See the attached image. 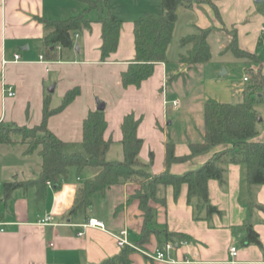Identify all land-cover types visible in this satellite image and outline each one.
<instances>
[{
    "label": "crops",
    "instance_id": "obj_1",
    "mask_svg": "<svg viewBox=\"0 0 264 264\" xmlns=\"http://www.w3.org/2000/svg\"><path fill=\"white\" fill-rule=\"evenodd\" d=\"M147 1L108 0L123 23L118 48L102 60L101 19L106 13L105 5L89 12L91 26L73 34L72 48L58 46L57 56L50 58L45 54V24L42 19L69 18L82 13L87 3L82 0H0V121L36 125L42 119L46 94L51 95L52 107H58L66 91L77 85L80 86V94L49 118V128L62 140L82 141L83 121L90 110L97 108V99H100L106 103L104 111L108 127L104 135L112 139L106 153L108 160L124 157L121 124L129 112L142 118L138 126V135L144 141L140 158L147 147L155 151L152 142L158 139L162 140L165 156V143L169 140L165 135V123L160 118L164 117L173 100H179V105L182 101L181 96L170 101V89L177 84L179 89L182 86L180 92L186 94V86L197 78L200 67L206 63L190 66L179 61L180 54L189 48V45H181L182 37L197 32L200 27L214 26L208 37L212 59V40L218 44L223 57L231 52L225 47L231 39L230 30L235 29L240 47L261 58L260 64L251 65L254 71L262 68L264 1L213 0L219 14L210 3L194 1L192 5L178 9L172 41L167 50L168 59L156 62L153 74L140 86L125 87L122 72L136 56L134 20L161 12L160 0L154 3ZM199 7L205 10L201 14L197 12ZM231 53L233 58L229 59V63L222 60L214 66L216 76L222 66H225L226 72L223 69L218 74L219 78L214 77V85L207 88L204 84L205 88H202L203 110L209 97L231 103L243 99L247 86L244 75L248 71L244 59ZM15 54L19 55L17 59ZM233 59H237L243 69L242 76L235 81L224 78L229 72L227 65L236 63ZM173 75L176 76L171 80ZM7 87H12L16 94L9 95ZM51 87L53 90H50ZM52 92L61 98L57 105L53 104ZM254 106L260 113L254 140L264 141V101L256 102ZM171 123L167 121V124ZM204 127L205 119L198 130H189L173 139L176 155L189 154L190 142L203 139ZM231 144L228 140L206 154L173 162L168 169L182 174L198 168L214 152L223 151ZM21 151L20 145H0V264L100 263L124 249L118 246L112 235V232L123 228L129 230V239L139 244L144 218L139 200L130 199L139 188L134 181L113 185L105 196H98L91 216L102 220L105 228L82 226L85 219L74 220L68 215L78 187L96 174L95 167L86 166L79 173L77 167L72 166L67 179L58 188L49 184L48 193L42 200H37L35 186L16 188L10 197L4 198L5 181L36 178L41 170L39 155H23ZM222 165L225 168L223 178H210L208 184L210 202L219 212L208 214L200 198L194 196L189 199L187 184L182 185L177 197L174 188L167 186L163 190L166 204L153 202L156 215L152 227L158 231H153L148 241L139 245L149 251L163 246L167 241L165 230L183 233L188 238H175V246L168 252L169 260H152L134 250L129 253L131 264H264V183L248 185L244 162L233 163L225 159ZM166 168L165 164L162 170ZM104 203H110L106 212L100 211ZM249 224L258 232L260 242H244ZM182 239H187L188 243H181ZM231 245L238 248L235 257L230 254Z\"/></svg>",
    "mask_w": 264,
    "mask_h": 264
},
{
    "label": "trees",
    "instance_id": "obj_2",
    "mask_svg": "<svg viewBox=\"0 0 264 264\" xmlns=\"http://www.w3.org/2000/svg\"><path fill=\"white\" fill-rule=\"evenodd\" d=\"M87 3L85 10L77 15L65 19L43 18L44 49L48 57H56L57 47L72 48L73 34L83 28L91 26L88 17L90 11L105 5L106 13L102 22L101 58L106 60L118 48L123 20L108 4V0H82ZM194 1H204L212 5L219 14L213 0H160L161 12L157 15L147 14L134 20V36L136 56L129 67L122 72V83L140 86L142 81L150 77L156 62L166 61L167 50L174 32L178 9L180 6H190ZM214 26L200 27L197 32L181 38L182 46L189 45L185 53H181L179 61L182 64L194 66L207 62L212 57L211 45L208 37ZM231 39L225 47L235 56L244 59L246 70L250 74L243 99L237 103L222 102L209 97L204 102L205 127L203 139L190 142L191 152L185 155H176L175 143L167 141L165 164L167 168L157 173L147 170L146 164L140 158L143 138L138 135V126L142 120L134 112L127 113L122 121V145L124 157L121 160H108L106 153L112 139L105 137L108 121L104 109L90 110L83 121V139L80 142L62 140L49 128L51 115L62 111L81 92L80 86L68 89L58 107H52L51 95L46 94L43 100V113L40 123L28 126L16 122L0 121V145H20L23 155L37 154L41 158V170L36 178L27 180H7L4 182V198L11 196L19 187L35 186L37 200H42L48 193V186L59 187L67 179L72 166L77 167L80 173L86 166L97 168L93 177L84 180L78 187L74 204L68 215L76 220H88L95 207V196H105L108 189L117 184L134 181L139 188L130 196L138 199L142 210L144 223L139 244L147 242L153 231L152 222L156 215L153 202L166 204V195L160 192L171 185L175 197L178 196L183 184H187L188 198L197 196L207 207L208 214L219 212L211 204L209 198L210 178L222 179L225 159L233 163L244 162L247 165L246 177L249 186L264 183V141L254 140L257 134L256 124L260 113L254 104L264 101V72L262 68L254 71L252 64H260L261 58L254 52L248 51L239 45L237 32L230 30ZM176 75L171 76V80ZM260 93V94H259ZM230 140L231 146L223 151L214 152L200 167L188 170L182 174L172 173L168 167L176 161H185L197 154H206L222 143ZM153 152H151V159ZM167 241H175L177 237L188 238L180 232L165 230ZM244 242H260L258 232L249 224ZM138 244V245H139ZM162 247V246H161ZM133 247H126L120 253L111 256L100 263L90 264H131L129 253Z\"/></svg>",
    "mask_w": 264,
    "mask_h": 264
},
{
    "label": "rangeland",
    "instance_id": "obj_3",
    "mask_svg": "<svg viewBox=\"0 0 264 264\" xmlns=\"http://www.w3.org/2000/svg\"><path fill=\"white\" fill-rule=\"evenodd\" d=\"M147 2L154 3L155 0H148ZM199 8L200 10L197 11L199 12V14L205 11L203 9L204 7ZM212 49L213 58L207 61L206 63L202 64L197 78H195L191 83H189V85L186 86V94L180 92L182 86H180L179 89V87L177 88V86H179L177 84L176 87L172 86V89H170V94L168 95L169 100L172 101L173 97L181 96L180 99H182V101L181 104L177 107H174L172 105L173 103L169 105V110L165 113L164 117L160 118V121L163 124L165 123V135H168L166 137L169 141L177 139L179 138V136H183L184 132L188 133L189 130H198L200 128V124L202 125L204 123V110L201 102L202 93H204V89L202 88H205L204 84L207 88H209V85H214V77H220L218 74L225 68V66H222L219 71H217L218 73L216 76V73L214 72V66L218 65V62L222 60L228 62L230 58H233L231 57L233 56L231 52L226 53L222 57L218 49V44L214 40H212ZM233 60L236 63H232L233 65H227L229 72L227 75L225 74L224 77L226 79H230L231 81L239 79L243 73V69L238 60ZM52 96L53 104L57 105L61 102V98H57V93L52 92ZM167 121H172V123L167 124ZM152 149H154L155 151L150 150L148 147L144 149L142 153L143 157L141 156V159L146 164L147 170L152 173H155L159 170L164 169L165 167V156L162 140H154L152 142ZM151 152H153L152 159L150 155ZM163 188V186L160 188L161 193H163ZM98 196L99 195H96L94 197L95 201L97 200ZM109 204L104 203L100 211L106 212L109 208ZM96 209L99 210L98 207Z\"/></svg>",
    "mask_w": 264,
    "mask_h": 264
},
{
    "label": "built area",
    "instance_id": "obj_4",
    "mask_svg": "<svg viewBox=\"0 0 264 264\" xmlns=\"http://www.w3.org/2000/svg\"><path fill=\"white\" fill-rule=\"evenodd\" d=\"M263 28H264V25H263ZM18 57L19 55L15 54V58L17 59ZM261 66H262V69L264 70V62L261 64ZM249 78H250V74L249 72H246V74L244 75V80L247 81ZM7 93L12 96L16 94V91L12 87H7ZM173 105L177 107L179 105V100L177 99L173 100ZM82 226H85V227L93 226V227L105 228L104 222L94 216H91L88 220L84 221ZM79 233L82 234V232H79ZM112 235L114 236L118 246L122 248H125L128 246L133 247L135 250L142 252L144 255H146L148 258L152 260H159V261L169 260L170 258H169L168 252L170 249H172L175 246V242L172 240H169L164 243V246L158 247L154 251H149L129 239V230L127 228H123L117 232H112ZM180 242L188 243V240L182 239ZM229 250H230V254L233 257L237 255L238 248L236 245H231Z\"/></svg>",
    "mask_w": 264,
    "mask_h": 264
},
{
    "label": "water",
    "instance_id": "obj_5",
    "mask_svg": "<svg viewBox=\"0 0 264 264\" xmlns=\"http://www.w3.org/2000/svg\"><path fill=\"white\" fill-rule=\"evenodd\" d=\"M264 0H256V2H263ZM224 72H226V70H223ZM50 90H53V87L50 88ZM106 106V103L103 100L97 99V108L98 109H104ZM260 119V118H259ZM178 245V244H177ZM164 246V244H163Z\"/></svg>",
    "mask_w": 264,
    "mask_h": 264
}]
</instances>
